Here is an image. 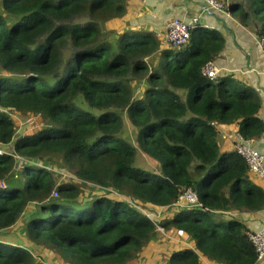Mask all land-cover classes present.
Segmentation results:
<instances>
[{
  "label": "trees",
  "instance_id": "1",
  "mask_svg": "<svg viewBox=\"0 0 264 264\" xmlns=\"http://www.w3.org/2000/svg\"><path fill=\"white\" fill-rule=\"evenodd\" d=\"M130 6V0H0V70L6 71L0 144L13 143L11 153L0 150V231L34 203L23 236L66 264H140L160 230L169 236L183 230L179 237L193 243L171 247L165 264H202V258L256 264L248 227L221 212L263 209L264 188L218 136L232 126L245 140L261 138L260 95L230 75L214 83L203 72L222 56L220 32L197 25L187 44L163 47L156 32L117 25ZM227 9L264 38V0H229ZM134 80L147 83L138 97ZM124 111L137 129V146L122 136ZM10 112L36 116L40 129L17 136ZM40 160H58L83 182L133 203L104 195L82 202L78 182L61 179ZM188 187L200 205L160 223L139 208L175 207ZM0 264L46 263L0 240Z\"/></svg>",
  "mask_w": 264,
  "mask_h": 264
},
{
  "label": "crops",
  "instance_id": "2",
  "mask_svg": "<svg viewBox=\"0 0 264 264\" xmlns=\"http://www.w3.org/2000/svg\"><path fill=\"white\" fill-rule=\"evenodd\" d=\"M131 6L128 14L122 20L123 25L132 30H149L153 32L164 31L168 22L173 18L189 20L198 16L202 11V5L198 0H130ZM229 0H226L228 3ZM241 2L242 0H236ZM201 25L210 30H217L225 38V46L222 56L214 63L219 69V77L230 75L235 81H242L255 88L261 98L259 115L264 121V52L259 47V36L244 25L240 19L238 11H226L215 16H201ZM163 47L169 44L161 40ZM236 85V82H233ZM218 141L222 149L234 150L236 142L235 132L232 126L220 128ZM254 144L264 153V133ZM253 181L264 188V177L251 174ZM35 208L34 203H30L25 212L23 220L8 229L0 231V240L15 245L29 248V241L22 235L18 237V224H24ZM224 219L235 218L242 221L249 231L264 229V208L259 211H229L221 212ZM184 240V239H182ZM188 247L193 246L189 240ZM30 249V248H29ZM202 264H216L202 258ZM256 264H264V257Z\"/></svg>",
  "mask_w": 264,
  "mask_h": 264
},
{
  "label": "rangeland",
  "instance_id": "3",
  "mask_svg": "<svg viewBox=\"0 0 264 264\" xmlns=\"http://www.w3.org/2000/svg\"><path fill=\"white\" fill-rule=\"evenodd\" d=\"M191 19H189V20H191ZM182 20H184V19H182ZM189 20H185V21H189ZM200 22H201V19H200ZM117 25L124 27L123 21L118 22ZM109 26L114 27L113 24L109 25ZM259 47H261V46L259 45ZM3 73H6V71L0 70V74H3ZM132 85L134 88L135 96L138 97L143 93V90L147 86V83L143 80L142 81L134 80L132 82ZM181 95L184 98V95L182 93H181ZM84 104L86 105V106L83 105L84 108L94 109L96 111H99L95 108L90 107L86 102ZM10 114L15 119L14 121H15L16 127H17V136L22 135L24 133H26V134L33 133V132H36L38 129H40V122L36 118V116H34L32 114H16V113H11V112H10ZM123 116L125 118V121H124L122 136L126 139H129L133 144H135L137 146L136 140H135L137 129L135 126L132 125L130 120L127 118V112L126 111L123 112ZM0 150L1 151H7V152L11 153L13 151V143L7 144V145L0 144ZM17 158H19V157H17ZM35 162H37L41 165H46L47 168L52 169L53 170L52 172L55 174H58L59 177L63 180L68 179V180L73 181V182H78V184L80 185V188H81L82 202L89 201L92 197L97 196V195H104L106 197H111V198L121 197L124 199H128L131 203H133L131 201V199L129 197H127L126 195L105 189L102 186L94 184L92 182H83L80 178H78L74 174V171H72L69 167L64 165L62 162H58V160H50V163H48V165H47V163H44V160L35 161ZM139 163L143 164L147 168H150V166L146 162H144V160L142 158H139ZM75 180H77V181H75ZM184 207L185 208H191L192 206L186 207V206H183L182 204H176L175 207H172V208L170 207V208H166V209H159V210L153 209L149 206H143V207H139V208L142 209L146 214H148L155 221H157V223H160L159 220L161 219L162 216H164L166 214H174L177 211L184 209ZM194 207H196V206H194ZM21 219H22V221H24L23 217H21ZM25 223L22 224L20 221V223L18 224V228L16 230L18 237H20V235L23 236L24 231H23L22 227H24ZM160 232L162 234V237L157 239L156 244L152 243L151 247L144 249L140 253V255H139L140 264H165V261L168 257V254H169L168 250L171 247L176 246L178 243H180V241L184 245L189 244L188 241L182 240L178 235L176 236L174 234V235L169 236V235H166L163 230H160ZM29 248L31 249V251L34 253V255L39 260L45 262L46 264H66L63 261V259L61 257H59V255L56 252H53V251L47 252L32 242H29Z\"/></svg>",
  "mask_w": 264,
  "mask_h": 264
},
{
  "label": "built area",
  "instance_id": "4",
  "mask_svg": "<svg viewBox=\"0 0 264 264\" xmlns=\"http://www.w3.org/2000/svg\"><path fill=\"white\" fill-rule=\"evenodd\" d=\"M144 1V0H135ZM202 5L201 13L193 17L189 21H185L179 18H173L170 20L164 31L156 32L159 39L166 41L168 44L177 47L185 45L189 42L191 37L192 29L201 25L200 18L202 15L215 16L219 13L226 12V4L224 0H198ZM205 26L204 24H202ZM259 45L264 52V38L259 37ZM203 72L211 79L212 82L218 83L219 69L214 62H209L203 67ZM4 110L0 106V111ZM236 142L234 148L237 154L245 159L252 174L259 177H264V153L254 144L245 140L241 135H235ZM54 197H59L58 192H53ZM176 204H182L186 207L199 206L198 195L192 187H188L184 190L180 196L179 201ZM177 235L184 237L185 233L183 230H178ZM249 238L254 244L258 258L264 257V229L257 231H250Z\"/></svg>",
  "mask_w": 264,
  "mask_h": 264
},
{
  "label": "clouds",
  "instance_id": "5",
  "mask_svg": "<svg viewBox=\"0 0 264 264\" xmlns=\"http://www.w3.org/2000/svg\"><path fill=\"white\" fill-rule=\"evenodd\" d=\"M226 4V8H227V3H225ZM226 11H228V9H226ZM219 80V79H218ZM4 109V108H3ZM5 110V109H4ZM234 150H235V148H234ZM236 151V150H235Z\"/></svg>",
  "mask_w": 264,
  "mask_h": 264
}]
</instances>
